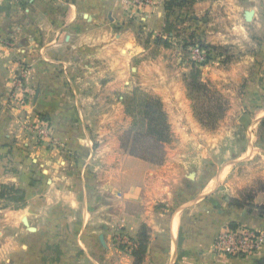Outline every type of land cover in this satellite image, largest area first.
<instances>
[{
  "label": "crops",
  "instance_id": "obj_1",
  "mask_svg": "<svg viewBox=\"0 0 264 264\" xmlns=\"http://www.w3.org/2000/svg\"><path fill=\"white\" fill-rule=\"evenodd\" d=\"M22 4L0 0V185L21 188L26 198L20 209L0 203V264H132L131 251L116 247L114 234L133 241L143 224L149 240L141 264H264V246L248 257L213 247L231 222L256 227L262 221L231 203L252 185L253 203L264 208L255 179L233 171L236 161L214 170L206 140L201 144L183 131L180 142L189 145L167 150L170 139L161 164L121 149L116 94L129 84L131 63L143 52L123 0ZM190 9L194 17L205 15L201 39L236 62L227 70L216 67L215 57L204 79L223 84L247 78L245 93L263 94L264 0H203ZM165 11L156 1L145 30L162 33ZM21 66L29 91L24 105L10 94ZM161 75L149 88L164 103ZM250 109L255 118H247L248 128L264 116V103ZM194 120L190 127L207 126ZM244 137L243 158L255 147ZM200 160L204 169H190Z\"/></svg>",
  "mask_w": 264,
  "mask_h": 264
},
{
  "label": "rangeland",
  "instance_id": "obj_2",
  "mask_svg": "<svg viewBox=\"0 0 264 264\" xmlns=\"http://www.w3.org/2000/svg\"><path fill=\"white\" fill-rule=\"evenodd\" d=\"M14 1L24 2L25 4L22 5L28 3V0ZM150 1V3L143 6L134 0H123L125 17H130L136 21L137 29L135 39L143 45V52L142 56L138 55L139 58H135L131 63L134 75L130 77L129 84L116 94L117 102L121 103V109L119 105L115 112L117 132L120 133L119 138L125 130L131 129L133 126V118L127 115L124 109H122V106L125 107L126 99L133 95L138 97L141 94L160 99L161 97L153 93L149 86H151V81L155 79L154 75L157 76L162 73L158 77L160 79L158 85L163 95L162 98H165L162 104H165V108L168 110L166 113L167 119L171 123V130H173V138H171L170 143L168 142L169 144H165V150L167 144V150L177 148L185 150L186 145L189 144L180 142V131H183L186 135L193 134L201 144L206 140L203 145H209L208 151L213 159L214 170L216 169V164L223 166L236 161L233 171H237L245 179L254 178L256 187L264 184V128L262 132H259V123L261 120L253 127L248 128L244 126L247 118H255V113L250 108L258 106L259 103H264V93L246 94V88L250 84V80L248 81L247 78L230 80L220 84L204 79L203 76V81L207 84L211 96L203 95L202 91L191 93L187 88L185 79L186 74L189 72L191 62L193 61L189 51L190 46L193 44L190 45L189 42H194L196 37L200 38L199 27L205 15L201 14L198 17H194V11L190 8L195 2L203 0H194L191 2H186V0L183 5L175 3L168 11H165V19L171 24L172 29L169 32H162L156 35L146 31V27L144 28L143 23L147 17L146 13L149 14V9L156 4V1L163 3L164 7L168 1ZM248 1L250 2L251 0ZM167 14H169L168 17ZM223 51L221 49L217 52ZM216 54L215 52L214 55ZM218 55L215 57H220V61L216 67H224V69L229 70V66L236 65V62L232 60L233 56L227 54V52L224 51L223 55L222 53ZM215 57L209 58L207 61L193 62L198 64L203 74L207 71L209 65H215L211 63ZM249 67L250 69L252 68L251 65ZM139 69L141 70V77L137 75ZM159 70L160 72H156ZM153 72L156 73L153 75ZM249 73L247 72V74ZM25 76L26 68L21 66L12 77V90L10 94L12 99L19 105H24L26 99L29 97V91L25 85ZM204 105H212V113H204ZM194 119L207 126H202V128L198 125L190 127V121ZM239 120L241 124H239ZM28 123L27 121L24 127L31 129L33 125H29L30 123ZM245 134H248L255 141V147L243 158L238 155L247 148ZM204 136L210 138L205 139ZM260 136L261 139L259 138ZM202 146L196 145V148L201 149ZM204 168V161L201 160L198 163H193L190 167V169H196L197 171ZM256 189L252 185L243 187L240 190L239 196L246 195L249 190L255 192ZM126 239L132 241L121 231H116L114 234L116 247L131 251L133 246L125 243L124 241Z\"/></svg>",
  "mask_w": 264,
  "mask_h": 264
},
{
  "label": "trees",
  "instance_id": "obj_3",
  "mask_svg": "<svg viewBox=\"0 0 264 264\" xmlns=\"http://www.w3.org/2000/svg\"><path fill=\"white\" fill-rule=\"evenodd\" d=\"M166 10L173 5H183L186 0H167ZM194 0H187L191 2ZM169 14H167L168 17ZM163 32H169L172 29L171 24L165 19ZM190 45H198L207 50V58H213L221 52H217L222 48L207 44L203 39L197 38L194 42H189ZM187 43V44H189ZM215 52L217 53L216 55ZM189 72L186 74V85L190 92L202 91L203 95H210L207 84L202 80V71L198 64L191 62ZM211 96V95H210ZM210 99H212L210 97ZM209 100V98H208ZM124 112L133 118V126L131 129L125 130L120 136V147L131 156L140 158L152 164L163 163L166 155L165 144L171 139L172 132L170 123L167 119L166 111L163 104L157 97L133 95L126 99ZM215 106V104H214ZM206 108V110H204ZM204 113H212V105H204ZM264 128V117L259 123V132ZM261 139V136L259 137ZM258 191L264 193V184L260 185ZM255 192L249 190L246 195L240 196V199H233L231 203L240 208H246L248 212L264 216V208L253 203ZM10 206L12 209L23 208L26 204L25 191L9 185H0V203ZM230 227H236L233 222ZM149 240V229L146 225H141L136 238L133 240L134 246L131 248V255L133 257L132 264H141L146 253L147 244Z\"/></svg>",
  "mask_w": 264,
  "mask_h": 264
},
{
  "label": "built area",
  "instance_id": "obj_4",
  "mask_svg": "<svg viewBox=\"0 0 264 264\" xmlns=\"http://www.w3.org/2000/svg\"><path fill=\"white\" fill-rule=\"evenodd\" d=\"M136 3L145 6L150 0H134ZM191 59L195 62H201L207 58V50L198 45H192L189 48ZM129 246H134L133 241L125 240ZM264 246V216L262 221L256 227L247 226H227L214 240V249L227 256L248 257L259 251Z\"/></svg>",
  "mask_w": 264,
  "mask_h": 264
}]
</instances>
